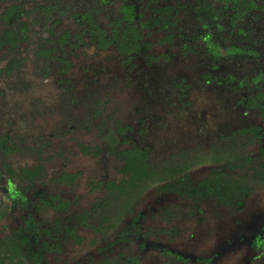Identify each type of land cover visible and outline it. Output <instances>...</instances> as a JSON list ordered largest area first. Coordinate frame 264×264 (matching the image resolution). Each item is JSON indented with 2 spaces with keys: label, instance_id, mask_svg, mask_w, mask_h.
Listing matches in <instances>:
<instances>
[{
  "label": "flooded vegetation",
  "instance_id": "af4514ba",
  "mask_svg": "<svg viewBox=\"0 0 264 264\" xmlns=\"http://www.w3.org/2000/svg\"><path fill=\"white\" fill-rule=\"evenodd\" d=\"M71 2L73 8H69ZM79 3L84 7L81 11L73 12ZM121 7V0H91L87 3L83 0H0V138H3L2 145L9 147L8 150L0 151V190L12 201L10 207H2L0 199V221L7 213L24 210L21 221L15 227L37 228L40 243L44 228L48 226L46 221L51 219L53 224L55 222V211L110 209L119 204L117 187L122 177L113 182L104 178L101 181L102 178L90 175L85 192L78 194L76 184L80 173L65 169L72 160L71 155L75 153L71 149L73 145H77L75 155L97 156L103 153L105 156L112 155L118 167L122 165V159L116 155L118 150L107 149V129L104 134L102 130L100 132V129H97L92 137L95 138L99 131L102 134L101 141L91 139L90 134L93 128H97V120L101 118L99 124L105 128L107 120L115 119L117 117L114 115L121 113L120 88L110 79L101 81L102 71L106 67L104 61L116 59L119 67L124 68L131 76L137 72L142 82L147 79L148 83H151L152 77L161 78L166 74V70L170 71L169 62L175 47L179 48L177 51L181 59L197 56L201 65L208 61H218L220 58L227 62L237 58L243 61L245 59L248 63L253 62L254 64H249L256 66V59L263 57L264 48L261 45L264 43V0H134L132 25L143 54H138L136 58L133 55L128 61H125L114 45L103 47L96 43L97 29L110 34L113 21L125 18ZM208 7L212 10L209 11ZM209 18H212L213 25L206 26L205 20H210ZM91 23L99 28H91ZM204 33L209 34L207 39H203ZM155 46H164V52L151 54L149 50ZM90 48L101 53L108 52L103 55L104 59L95 64L84 60ZM215 48L221 52H214ZM242 50L257 52L246 53ZM254 69L256 71L255 67ZM26 73L29 75H25ZM262 74L264 71L260 72V75ZM202 75L204 80L207 77V80H212L206 72ZM242 76L227 73L221 78V84L226 87L227 92L236 97L239 105L252 111L253 109L247 108L244 103L238 102L235 78ZM262 77L264 79V76ZM159 78L155 82H159ZM37 81L41 84L38 86V89H41L39 91H35L33 87ZM168 82L166 86L156 83V88H151L149 93L157 94L164 103L165 96L175 97L185 108L188 107L189 101L186 98L189 89L186 79L175 74ZM125 84L129 86L134 84V81H125ZM171 87H174L175 92L171 91ZM246 90L247 87L242 88V91ZM170 103L172 106L176 104L174 100ZM177 106L183 109L181 104ZM35 113L54 118L52 122L55 123L49 132H40L42 135L32 133L33 126H28L26 122ZM256 113L258 114L257 111ZM66 134L73 142L67 143L68 147L71 145L69 149L63 147V144H66L63 139L54 141V138L59 139V136ZM52 142L57 143V147L51 149ZM220 142L221 140H218L215 143L217 148H221ZM122 144L125 143H117V147L121 149ZM25 150L32 152L29 153L30 164L21 167L17 165L14 155ZM55 158L56 160L51 162ZM58 158L61 161H58ZM47 165L54 170L49 172ZM47 189L51 191L46 192ZM31 190V196H28ZM64 190L73 195L63 193ZM132 193L134 194V189ZM156 207L144 210L140 208L139 203L136 209H142V212L146 213ZM131 208L134 210V198ZM46 212H50V216ZM174 222L180 226L177 231L179 233L182 231L183 220L181 224ZM196 223L195 221L194 224ZM7 229L8 227L0 232ZM77 230L84 232L79 227ZM257 233L264 238V222L253 237ZM147 241L144 249L149 244H155ZM112 242L111 240L104 245L110 256L113 254ZM231 243L234 245L238 242ZM185 257L187 260L192 258Z\"/></svg>",
  "mask_w": 264,
  "mask_h": 264
},
{
  "label": "rangeland",
  "instance_id": "374dc122",
  "mask_svg": "<svg viewBox=\"0 0 264 264\" xmlns=\"http://www.w3.org/2000/svg\"><path fill=\"white\" fill-rule=\"evenodd\" d=\"M90 1L83 0L86 3ZM83 7L79 3V6L75 7L73 12L81 11ZM69 8H73V2L70 3ZM71 25L73 24L71 23ZM261 47L264 48V43ZM178 49V47H175L172 50L174 54H171L172 57L169 62L170 66L168 69L170 71L166 70V74L163 77L160 76L161 78L152 77L151 83H148L147 79L142 82L137 72H134V76H131L124 68L119 67L116 59L104 61L106 67L102 71L101 77L103 79L101 81L110 79L116 82V87L120 88L121 113H117L114 116L119 118L121 125L128 126L127 129H124V135L129 139V142L122 144L121 149L125 146H133L131 144L136 142L149 153L151 159H162L168 156L172 158L174 153L178 154L180 151L190 147H200L207 150V148L217 143L223 135H227L230 131L242 126L259 124V127L264 131V120L258 118L256 111L246 110L242 105H239L236 97L227 92L226 87L221 84V78L227 73L232 72L237 76H242L245 74L256 75L263 72L264 54L263 57L259 56L256 59V66L249 64L253 62L248 63L245 59L243 61L237 58L232 62H227L223 60L224 58L212 62L207 60L208 62L205 65H201L199 57L196 58L197 56L181 59L177 51ZM163 50L164 46H155L149 52L157 55L159 52H164ZM87 51L88 54L84 56V60L94 62L95 64H97V61L99 62L101 59H104L103 55L108 52L101 53L94 48H90ZM209 62L211 63L209 64ZM160 70H162V67ZM203 72H206L212 80H207L208 77L204 80ZM141 73L143 72L141 71ZM175 74L184 77L188 83L189 90L186 99L189 101L187 102V105H189L186 108L175 97L169 98L165 96L163 99L165 100L164 103L157 94L151 95L149 93L151 88H156V83L166 86V83H169L168 80L172 76H175ZM25 75L29 74L26 73ZM158 78L159 82H155ZM125 81H134V84L126 86ZM259 83L264 87V81H259ZM39 85H41L39 81L33 85L35 91L41 90L38 89ZM47 88L49 90V87ZM173 100L176 102V104H173L174 106L170 105V101ZM180 104L183 109L178 108L177 105L180 106ZM53 119L51 116L44 117L42 113H35L27 120L26 124L33 126L31 130L35 132L32 131V133L42 135L40 132H49L55 123L52 122ZM107 121L108 123L105 128L99 124V122L101 123V118L96 121L98 122L97 128L91 130V139L102 140L101 135L104 134V131L107 128L113 127L112 122L114 119L112 118ZM97 129H101L103 133L101 134L98 131V135L92 138ZM62 139L66 142V144H63V147L69 149L71 145L68 147L67 143L72 144L73 142L71 138L67 137V134L62 137L59 136V139L54 138V141L58 142L57 140ZM106 139L108 140V138ZM262 142L264 148V136ZM57 145V143L52 142L50 148L53 149ZM257 147L258 145L256 144L247 145L246 151L249 150L255 154H259ZM71 149L77 153V145H73ZM219 151L222 153L223 150ZM29 153L32 152L30 151ZM29 153L26 150L24 152H17L14 155V158H17L15 160L17 165L21 167L29 165L31 158ZM75 153L73 155L70 154L72 160L67 164L65 169L69 172L80 173L76 184V192L78 194L85 192V189L88 187L87 181L91 177L90 175L98 179L102 178L101 181L104 178L107 181L111 180L113 182L119 181L121 177L127 178L128 176V174L118 170V163L112 155L105 156L101 153L97 156H93L92 154L85 156L75 155ZM55 160L56 158L51 162ZM58 161H61V159L58 158ZM210 165H213L212 159H204L190 170L189 174L192 177L206 174V169ZM59 166L60 164H58ZM47 168L49 172L54 170L50 165H47ZM90 184L94 183L90 182ZM53 189L63 190V188ZM48 191L51 190L47 189L46 192ZM67 192L68 190H64L63 193L69 196L73 195ZM28 193H30L28 196H31L32 190ZM252 198L245 203L241 211L233 215L226 212L224 208L219 213H214L212 210V200L207 199L202 201L200 206L203 210L199 213L201 220H198L194 224L184 219L181 224L182 231L175 233L172 236L173 240L167 239V235H164L160 240L155 241L153 246L149 244L141 251L139 264H264V238L258 243L251 244L252 237L264 222V189H260ZM0 199H2V207L11 206L12 201L10 197L2 194L1 190ZM175 200L176 194L174 192L165 191L158 194L153 187L149 186L142 193L140 208L142 207L146 210L149 207H156L161 204L168 205ZM83 203L84 201L82 200L81 204ZM111 209H114V207H111ZM23 212L25 213L24 210L18 211V213L17 211H12L10 214L7 213L0 221V231L6 227H8L7 231L9 228H15V225L21 221ZM69 212L71 211H67L66 214H69ZM46 213L48 214V212ZM132 213L134 215V210ZM46 223L48 226L51 225V219L46 221ZM3 224L9 226H3ZM124 226V224L120 225V227ZM84 232H80V236L82 234L85 235ZM90 236L88 233L86 240H83L81 243L74 240L75 242L69 243L65 248H63L62 244L59 253L49 252L47 254L49 258L47 264H87L88 257L91 255L96 256L98 250V243H92ZM112 237L109 239L114 244L112 245V256L123 254L125 257L138 252V247L134 246V242H131V245H129L125 239L119 238L116 242L115 237L114 240ZM109 241H104L102 246L107 245L106 243ZM232 241H237L238 243L231 245ZM147 242L154 241L151 239ZM0 250H3V248L0 247ZM185 256H191L192 258L187 260Z\"/></svg>",
  "mask_w": 264,
  "mask_h": 264
},
{
  "label": "trees",
  "instance_id": "16d2710c",
  "mask_svg": "<svg viewBox=\"0 0 264 264\" xmlns=\"http://www.w3.org/2000/svg\"><path fill=\"white\" fill-rule=\"evenodd\" d=\"M121 2L125 18L113 21L110 34L105 30L97 29L99 34H96L98 38L96 43L103 47L114 45L125 61H128L133 55L134 58L138 54L142 55L143 50L138 44L134 25H132L134 0L133 2L121 0ZM207 9L212 10L211 7ZM209 19L205 20L206 26L213 25L212 18ZM91 25V28L93 26L99 28L93 23ZM207 36L209 34L204 33L203 39H207ZM213 51L221 52L217 48ZM244 52L256 53L257 51ZM165 57L168 58L166 55ZM235 81L238 102L257 111L259 117L264 120V87L259 83L264 81L262 75L260 73L254 76L245 74L235 78ZM244 87L248 90L242 91ZM170 89L175 92L174 87ZM112 123L113 127L107 128L106 138L109 143L107 149L118 150L116 155L122 159V165L118 167V170L128 174L127 178H122L117 187L119 202L117 207L111 210L109 208L75 210L69 214H66L67 210L55 211V222L54 224L51 222V225L44 228L41 243L39 242L40 233L38 234L35 227L19 226L0 232V247L3 248L0 250V264H47L49 252L59 253L62 244L65 248L69 240L81 243L86 240L88 233L91 235V242L98 243V250L96 256L88 257L87 264H95V262L96 264H139L140 252L144 250L146 240L152 239L155 242L164 235H167V239L173 240L172 236L180 229L174 221L181 224L185 218L193 223L201 220L199 213L203 210L200 206L202 201L211 199L214 213H219L224 208L226 212L233 215L241 211L245 203L253 199L252 196L256 192L264 189L262 142L264 131L258 124L242 126L223 135L220 139L221 148L213 144L207 150L200 147L188 148L178 154L174 153L172 158L151 159L149 153L136 142L131 144L132 147L119 149L117 143L129 142L124 135V129L128 126L121 125L117 118ZM99 131L101 132V129ZM2 139L0 138V151L8 150V146L2 145ZM255 144L258 145L259 154L246 151L247 145ZM219 150H223L222 153ZM207 158L213 160V165L208 166L206 174L192 177L189 171ZM149 186L153 187L157 193L168 190L174 192L176 200L169 206H159L143 213L142 209L138 210L136 206L141 202L143 191ZM133 198L134 215L131 208ZM121 224L125 226L120 227ZM78 227L86 231L85 235L80 236L82 230L78 231ZM110 237L113 240L115 237V241L119 238L125 239L129 245L134 242L138 252L125 257L123 254L110 256L102 246V243L109 241ZM260 239L262 236L257 233L253 237L252 244L258 243Z\"/></svg>",
  "mask_w": 264,
  "mask_h": 264
}]
</instances>
